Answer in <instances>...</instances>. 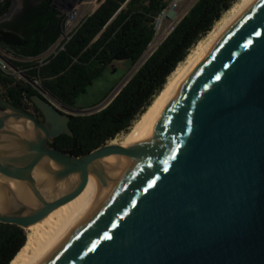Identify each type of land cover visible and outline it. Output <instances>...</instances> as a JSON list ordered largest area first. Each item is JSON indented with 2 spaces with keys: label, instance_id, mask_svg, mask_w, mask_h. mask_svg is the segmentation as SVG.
<instances>
[{
  "label": "water",
  "instance_id": "obj_1",
  "mask_svg": "<svg viewBox=\"0 0 264 264\" xmlns=\"http://www.w3.org/2000/svg\"><path fill=\"white\" fill-rule=\"evenodd\" d=\"M29 100L43 121L0 95V191L22 183L37 202L0 199V223L25 230L64 205L10 264H264V0L173 87L135 145L50 148L73 136L76 114L41 92ZM46 174L68 183L51 202Z\"/></svg>",
  "mask_w": 264,
  "mask_h": 264
},
{
  "label": "trees",
  "instance_id": "obj_2",
  "mask_svg": "<svg viewBox=\"0 0 264 264\" xmlns=\"http://www.w3.org/2000/svg\"><path fill=\"white\" fill-rule=\"evenodd\" d=\"M173 1L99 0L62 49L40 62L33 59L59 39L64 16L52 6V0H23L20 11L0 24V49L14 58L11 66L22 71L27 80H39L41 89L62 106L80 109V96L112 63L126 61L131 68L139 62L155 36L156 20ZM236 1L197 0L105 108L71 117L73 136H59V146L83 156L127 133L178 64ZM11 4L12 0L0 3V18L9 12ZM112 89L91 106L102 102ZM0 91L19 106H26L29 97L38 93L27 81L1 70ZM25 240L23 229L0 223V264H10Z\"/></svg>",
  "mask_w": 264,
  "mask_h": 264
},
{
  "label": "bare ground",
  "instance_id": "obj_3",
  "mask_svg": "<svg viewBox=\"0 0 264 264\" xmlns=\"http://www.w3.org/2000/svg\"><path fill=\"white\" fill-rule=\"evenodd\" d=\"M253 1L254 0H238L231 5V7L214 24L210 32L190 50L184 61L178 64V66L174 69V71L169 75L163 89L153 99L150 106L132 125L130 130L123 137H121L117 145L118 147L135 145L137 143L142 132L149 124V122L153 119V117L158 112V110L161 108V106L167 99L173 87L198 64V62L206 55V53L210 50L213 44L219 39V37L224 33V31ZM173 16L174 15L173 13H171V11L167 12L166 17L168 19L171 20ZM156 38H158V36ZM153 47L154 45L150 46V48L147 50V53L144 55L143 58H145V56L150 52V50ZM114 143L115 141H112V144L109 145V148L115 146ZM35 176L37 180L41 182H45V177L43 176V174H40L39 172L38 173L35 172ZM46 184L45 186L48 187L47 193L51 195L52 193L49 191V189H51L50 188L51 183L48 181V179ZM57 187H58L57 191L61 192L68 187V183L59 184ZM0 199L3 207H6L8 205L10 199L23 201L28 206L31 207L35 206V201L31 197L30 193H28V191L23 187L21 183H17L14 181L3 180V184L1 186V191H0ZM62 206L50 212L42 220L25 228L24 232H25L26 240L23 247L30 241V239L42 227V225Z\"/></svg>",
  "mask_w": 264,
  "mask_h": 264
},
{
  "label": "rangeland",
  "instance_id": "obj_4",
  "mask_svg": "<svg viewBox=\"0 0 264 264\" xmlns=\"http://www.w3.org/2000/svg\"><path fill=\"white\" fill-rule=\"evenodd\" d=\"M196 1L197 0H177L175 3H171L164 10L161 16L156 20L155 36H158V40L155 41L154 47L151 51H153L159 45L162 39L167 35V33L169 32V28L185 15ZM98 2L99 0H52V6L56 8L60 12V14L64 16V18L72 13H75V26H77L84 17L90 14L97 7ZM21 7L22 0H12L11 8L5 16L0 18V24L12 19L20 11ZM170 11L174 15L171 20L166 17L167 12ZM59 48L60 46L55 48V46L53 45L52 48L48 51V53L33 60L42 61L48 58L49 56L53 55L56 51H58ZM0 54L4 56L7 60L14 59L11 55L5 53L2 49H0ZM144 55L145 54H143L139 62L131 68L126 61L112 63L103 75V77L97 79L87 89V92L80 96L78 100V106L82 108L73 109L72 113H75L76 115H86L89 111L93 110L97 106L91 105L99 101L113 87L112 91L108 94V96L99 104L103 103L106 99H108L109 96L115 93L121 87V85L136 72V70L142 65V63L145 61L149 54H147L145 58H143ZM8 72L18 79L27 81L24 76V73L20 70L13 68L12 66L11 70ZM34 81L37 83L34 85L39 86V81L37 79H34ZM37 86L32 85V87L35 88L37 92H41L45 97L50 99V96H48V94L37 88ZM57 106L60 107L59 104ZM125 134L126 133L119 134L114 140H112L115 141V146L118 145L121 137H123ZM112 141H110L108 144H112Z\"/></svg>",
  "mask_w": 264,
  "mask_h": 264
},
{
  "label": "flooded vegetation",
  "instance_id": "obj_5",
  "mask_svg": "<svg viewBox=\"0 0 264 264\" xmlns=\"http://www.w3.org/2000/svg\"><path fill=\"white\" fill-rule=\"evenodd\" d=\"M40 1H41V0H32V2H35V3H36V2H40ZM22 3H23V0H22ZM36 94H38V93H36ZM0 95H1L3 98H5L7 101H9V102L11 103V101H10L8 98L4 97V96L1 94V91H0ZM12 104H13V103H12ZM13 105H15V104H13ZM15 106H19V105H15ZM19 107L23 108L25 111L29 112L30 114L36 116L37 119H38L39 121H43V117H42V115H41L40 112L35 108V106L31 103V101H29L28 104H27L26 106H19ZM0 110L2 111L1 108H0ZM60 136H61V135H60ZM58 137H59V136H58ZM58 137H56V138L53 139V140H48V141L46 142V143H47V146L50 147V148L56 149V150H60V151H62V152L65 153V154H68V155H71V156H76V155L70 153L68 150H65L64 148H61V147L59 146V144H58L57 141H56ZM77 157H79V156H77ZM32 176H33V178H34L35 180H37L34 171H33V173H32ZM46 177H47V174H46ZM37 181H38V183H39V180H37ZM46 183H47V179H46ZM21 184H22V183H21ZM22 185H23V184H22ZM46 186H47V184H46ZM46 186H45V187H40V191H41V193L43 194V197H44V199H45L46 202H51V201H53L54 198H57V197H59L61 194L64 193V190L61 191V192H58V191H57L58 187H57L56 185H54V184H51V187H50L51 189H49V191H50L52 194L49 195V194L47 193V191H48V187H46ZM23 187L28 191V193H30V195L32 196V198H34V200L37 202L36 198L32 195L30 189L27 188L25 185H23ZM45 188H46V189H45ZM52 191H54V192H52ZM47 195H48V196H47Z\"/></svg>",
  "mask_w": 264,
  "mask_h": 264
},
{
  "label": "built area",
  "instance_id": "obj_6",
  "mask_svg": "<svg viewBox=\"0 0 264 264\" xmlns=\"http://www.w3.org/2000/svg\"><path fill=\"white\" fill-rule=\"evenodd\" d=\"M177 0H175V1H173L172 3H175ZM75 20H76V14L75 13H72V14H70V15H68L67 17H65L64 18V27H63V31H62V34L60 35V37H59V39L55 42V44H54V46H55V48L56 47H59L60 46V48L59 49H62V46H63V44H64V42H66L68 39H69V36H70V34L73 32V30L76 28V26H75ZM176 24V23H175ZM175 24H173L170 28H169V32L173 29V27H174V25ZM155 30H156V24H155ZM168 32V33H169ZM168 33H167V35H168ZM155 34H156V32H155ZM166 35V36H167ZM165 36V37H166ZM157 36H154V38H153V40H152V42L149 44V46H148V48H147V50L150 48V46L151 45H154V43H155V41H157L158 40V38H156ZM164 37V38H165ZM163 38V39H164ZM162 39V40H163ZM161 43V42H160ZM159 43V44H160ZM52 48V47H51ZM58 49V50H59ZM147 50L145 51V53L144 54H146L147 53ZM152 50V49H151ZM150 50V52L148 53L149 55L155 50H153V51H151ZM5 52V51H4ZM6 53V52H5ZM48 53V52H47ZM56 53V52H55ZM54 53V54H55ZM8 54V53H7ZM10 55V54H9ZM148 55V56H149ZM147 59V58H146ZM145 59V60H146ZM41 62V61H40ZM0 70L2 71V72H4V73H9L8 71H10L11 70V65H10V63H9V61L4 57V56H2L1 54H0ZM33 80V82H32V84L31 85H33V86H37V85H34V84H37L35 81H34V79H32ZM39 81V80H38ZM29 83V82H28ZM30 84V83H29ZM37 88H39L40 90H42L41 89V87H40V82H39V86H37ZM37 91V90H36Z\"/></svg>",
  "mask_w": 264,
  "mask_h": 264
}]
</instances>
